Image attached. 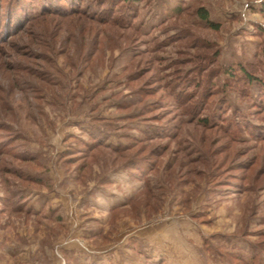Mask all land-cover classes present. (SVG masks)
<instances>
[{
	"label": "rangeland",
	"instance_id": "374dc122",
	"mask_svg": "<svg viewBox=\"0 0 264 264\" xmlns=\"http://www.w3.org/2000/svg\"><path fill=\"white\" fill-rule=\"evenodd\" d=\"M136 1L140 33L86 16V1L68 15L0 26V147L13 140L0 151V264H264V139L251 129L237 143L183 123L189 114L161 81L175 64L191 72L196 50L165 39L185 30L213 42L223 91L206 115L264 127V90L252 85L248 98L245 85L226 84L229 71L264 65V0ZM200 5L219 32L193 25H202ZM177 6L186 12L176 18ZM92 126L115 144L139 138L125 153L132 159L89 150ZM162 126L174 135L140 139ZM26 150L36 159L22 158ZM134 157L140 170L124 167ZM34 175L44 183L28 181ZM23 196L44 212L19 205Z\"/></svg>",
	"mask_w": 264,
	"mask_h": 264
},
{
	"label": "trees",
	"instance_id": "16d2710c",
	"mask_svg": "<svg viewBox=\"0 0 264 264\" xmlns=\"http://www.w3.org/2000/svg\"><path fill=\"white\" fill-rule=\"evenodd\" d=\"M78 1H86L85 5L82 8V12L86 16L94 20L110 23L112 25H121L126 28H134V30L140 33V30L137 29L136 26H134L136 23V19L139 16L138 12L140 11L136 0H5L6 13L5 16H0V26L4 23V29L6 30L9 29L15 23V25H17L20 19L22 20L21 22H23L24 19H27L29 22L36 21L37 19L41 18L44 13H47L49 11H52V13L56 14L65 13L66 15H68L79 11V5L77 4ZM1 3H3V0L1 1ZM89 4L90 6H88ZM31 6H33V9L35 10H33ZM90 7L93 8L91 9ZM11 12H14V14L12 15ZM185 12L186 9H184L182 6H177L175 10V17H181V15ZM193 13L196 15L195 17H197L199 21H201L202 24L198 25L197 23H193V25L206 27L215 32H219L222 29L223 24L219 21L214 20L210 16L209 10L204 5H200L199 7L194 8ZM170 17L171 16H169V18ZM179 37L181 38V40H183L181 42H184L186 46L191 45V43L192 45H196L194 47V50L196 49L194 54L190 56L193 60V66L191 68L192 70L191 72L187 73L188 70L187 68H185L186 66H182L180 64L172 65L173 67L171 68V70L167 74L162 76L167 80L161 79V81L164 83V86H166L167 91L169 95L173 98L174 102L177 103V108L179 109L181 114H189L188 116H190V118L188 120L181 121H183V123L194 121L197 122V125H200L204 129H217L224 136L228 137L231 141L237 143L241 142L237 137V134L245 130L251 131V129L256 139H259L260 136V139H264L262 138L264 137V127H261L259 125H252L251 127L247 123L240 121L239 118L234 121V125L232 124L231 119H224L225 116L215 117L213 119V122L215 123L211 121L209 115H206L208 112L207 108L210 107L211 104H214V97L221 94V91H223L221 88L218 87V84L215 82V78L220 72L219 68H216L213 64L216 63V61H218L219 59L220 52L218 45L209 41L200 42L199 40H196L190 32H187L185 30H181L180 32L174 34V36H171L165 40L169 43L173 39H180ZM161 42H163V40L157 42L156 47H160L161 45L165 44ZM185 49H189V47ZM249 67L250 68L242 66L240 71H229L231 75L235 77L229 78L226 82L228 86L232 84L238 86L245 85V89H240L239 87L238 89L240 90L242 97L248 98L251 97L252 85L260 87L262 91L264 90L263 82L256 75L257 70H261L264 73V65L262 64L261 66L260 60H256L255 62L250 63ZM200 93H202L203 96L200 95ZM259 100L261 102L257 105L262 106L264 108V94L260 93ZM202 111H204L205 113L203 114ZM237 114H239V111L236 112V115ZM198 116L200 118H198ZM90 130V134L93 136L94 139L90 141H82L87 145V148L89 150L107 148L109 150L119 153V155L123 154L124 159H132L131 157H128L125 153H127V151H130V149L133 148L132 145L134 143L135 145L136 143H138L137 141H139V138H133L132 141L127 142L126 144L121 142L115 144L108 140L110 134L104 129H100L97 126H92ZM141 131L143 136H140V139L145 136L149 138H163L165 135H174V132H172L167 126L159 127V130L157 132H154V134L151 133L148 129H146V131ZM4 141V144H2V146L0 147V151L4 149V145L5 147L10 146L9 141L13 140L9 138L8 140ZM159 148L164 149L165 147H163L162 145L159 146ZM138 151L139 150H136L135 153L137 154ZM24 153L25 154H20L22 158L36 159L37 157L35 152H30L26 150V152ZM133 159L134 160H131L132 162L130 163L125 162L124 167H133L140 170L141 167H143L141 165L143 161L136 157H134ZM28 181L39 185H42V183H44L42 175L30 176ZM103 183H111L110 178L108 177V179L104 180ZM26 198V196L20 197L18 204L21 206H26L27 202H24ZM15 205L16 204H14L13 206ZM26 208H28L27 210H31L36 213L44 212L42 211L43 209L35 210L33 206L29 205L28 203ZM54 210L55 208H49V212H54ZM235 259L243 261L244 264L261 263L258 257H253L248 260H245L243 258Z\"/></svg>",
	"mask_w": 264,
	"mask_h": 264
}]
</instances>
